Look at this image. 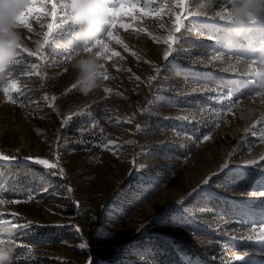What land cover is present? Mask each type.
Returning a JSON list of instances; mask_svg holds the SVG:
<instances>
[{
  "label": "rangeland",
  "instance_id": "rangeland-1",
  "mask_svg": "<svg viewBox=\"0 0 264 264\" xmlns=\"http://www.w3.org/2000/svg\"><path fill=\"white\" fill-rule=\"evenodd\" d=\"M173 19L114 30L127 47L110 42L105 89L74 86L62 37L41 75L25 55L20 92L0 93V153L15 159L0 161V215L17 264H264V102L256 81L222 71L229 55L250 58L246 40L264 42V20L229 48L228 25L186 18L166 61Z\"/></svg>",
  "mask_w": 264,
  "mask_h": 264
},
{
  "label": "clouds",
  "instance_id": "clouds-1",
  "mask_svg": "<svg viewBox=\"0 0 264 264\" xmlns=\"http://www.w3.org/2000/svg\"><path fill=\"white\" fill-rule=\"evenodd\" d=\"M157 2L160 6L153 8ZM168 14L174 18L172 30L164 39L169 47L184 20L196 16L228 25L225 46L231 48L264 20V0H0V93L10 101L11 93L20 92V76L29 75L17 72V67L25 63V55L40 61V65L29 66L37 69L35 75H41L38 69L46 62L45 48L62 37L69 38L75 46L70 60L74 86L84 96L105 89L110 77L102 60L119 55L110 42L127 47L114 30L145 32L146 28L135 27L138 21L162 20ZM159 26L165 27L163 23ZM29 34L40 37L32 40L31 47ZM245 46L250 58L229 55L222 71L256 81L253 95L264 102V42L257 45L248 39ZM224 57V53L215 52L212 58L223 61ZM255 113L256 109L249 106L240 110L243 119H251ZM8 203L0 199V214L8 211ZM16 235L14 222L0 215V264H17Z\"/></svg>",
  "mask_w": 264,
  "mask_h": 264
},
{
  "label": "snow or ice",
  "instance_id": "snow-or-ice-1",
  "mask_svg": "<svg viewBox=\"0 0 264 264\" xmlns=\"http://www.w3.org/2000/svg\"><path fill=\"white\" fill-rule=\"evenodd\" d=\"M182 27H183V26H182ZM182 27H181V29H182ZM180 32H181V30H180L179 32H177V33H180ZM179 36H180V35H174L173 41H172V43H171V47H169V45H168L167 43L164 42L165 44L168 45L167 50L163 53V57H164V59H165L166 61L168 60L169 55L175 50V46L178 44ZM209 39H211V37H209ZM156 71L159 72L160 69L157 68ZM203 139H204V140H208L209 137H208L207 135H205V136L203 137ZM27 159H30V158H27ZM0 161L15 162V159H14L13 157H9V156L4 155L3 153H0ZM32 162L37 163V164H40V165H44V166H46L47 168L55 167V165L50 164L49 161L46 160V159H34ZM249 163H255V162L252 161V162H249ZM223 167L226 168V167H228V165L225 164ZM62 173H63V170L61 169V174H62ZM205 183H208V181L205 180ZM69 191H71L70 188H69ZM259 195H260V196H264V191L260 192ZM77 203H78V202H77ZM19 226H20V227H30V226H31V222H28L27 224L19 225ZM77 230L79 231V229H77Z\"/></svg>",
  "mask_w": 264,
  "mask_h": 264
}]
</instances>
